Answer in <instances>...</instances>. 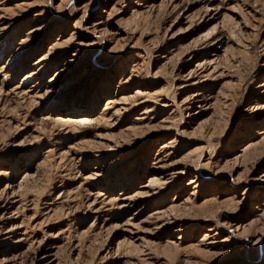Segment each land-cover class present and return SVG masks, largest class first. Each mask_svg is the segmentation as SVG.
I'll list each match as a JSON object with an SVG mask.
<instances>
[{"label":"rangeland","instance_id":"374dc122","mask_svg":"<svg viewBox=\"0 0 264 264\" xmlns=\"http://www.w3.org/2000/svg\"><path fill=\"white\" fill-rule=\"evenodd\" d=\"M263 84L264 0H0V264H264Z\"/></svg>","mask_w":264,"mask_h":264},{"label":"bare ground","instance_id":"6f19581e","mask_svg":"<svg viewBox=\"0 0 264 264\" xmlns=\"http://www.w3.org/2000/svg\"><path fill=\"white\" fill-rule=\"evenodd\" d=\"M66 28V26L63 28V29H65ZM37 29V28H36ZM37 31H38V29H37ZM75 37L76 36H74V35H71V37L69 38V39H67L66 41H60L59 40V43H56L55 45H53L51 48H49V49H51V50H53L51 53H52V55H54V54H58V52L59 51H62L63 49L65 50V49H67V47H68V45H70V43L72 42V41H74V39H75ZM48 55V54H47ZM47 55H45V56H47ZM45 56H43L42 57V59H45ZM49 56V55H48ZM47 58V57H46ZM74 62V60H68L67 62H66V64L68 65H70L71 63H73ZM202 64H199V66H201ZM63 72V71H62ZM34 74V73H33ZM32 75V74H31ZM31 75H28V76H26V78H30V76ZM110 79V77L109 76H107L106 77V79H105V81H108ZM132 78H129V80H131ZM28 80V79H27ZM26 80V81H27ZM25 81V80H24ZM262 87H264V84L262 85ZM82 90H86V87H84ZM83 92V91H82ZM81 92V93H82ZM141 93L140 92H136V94H135V97H139V95H140ZM201 96H203L202 94H200V92H198L197 94H195L194 96H193V98H192V101H193V104H200V98H201ZM134 97V98H135ZM110 103H114V102H110ZM176 107H177V104L175 105ZM180 106V105H179ZM177 108H179V107H177ZM144 113H148V112H144ZM246 130H248V128L246 129ZM260 136L264 139V130L260 133ZM171 143H173V142H171ZM258 143H252V142H249L247 145H246V147L244 148V150H242L243 152H242V155H240V156H238L237 158H240V157H244L245 155H246V153L251 149V148H253V147H255L256 145H257ZM213 146V145H212ZM202 156H200L196 161H194L193 163H192V167L191 168H186L184 171H177V170H172L170 173H167L166 171H162L161 172V174H159L160 175V177L159 178H157V177H155V176H153V177H151V180H150V182H155V184H154V187L155 188H153V190H154V195L155 196H157V197H159V196H161L162 194H164V192H165V190L167 189V187H169L170 185H172V184H174L177 180H179L180 178H183V177H185L186 175H187V173H191V169H192V172L194 171V173H192V174H196L195 175V179H197V180H199V178H198V175L201 173V170H199V168H203L205 165H203V163H204V160H202ZM162 166H160L159 168H161ZM162 168H164V166L162 167ZM28 176V174H25V177H27ZM24 177V178H25ZM259 181H260V183H263L264 184V175H262L261 176V178H259L258 179ZM258 181V182H259ZM149 182V183H150ZM192 183H194V182H192ZM259 183V184H260ZM262 184V185H263ZM145 188H148V189H150V186H145ZM260 189H264V186L263 187H261ZM151 190V189H150ZM251 191H252V188H247V189H245L244 190V193H243V199L242 200H246V198L248 197V195L251 193ZM182 193V192H181ZM191 195H195L194 193H192ZM3 198L1 197L0 198V202L1 201H3L2 200ZM241 200V201H242ZM124 201H126V202H130V203H132L134 206L136 205V204H138V199L137 198H134V197H131V198H125L124 199ZM189 201V199H187V200H185L184 202H185V204H184V206L182 205V208H181V205H180V207L178 206V205H176V204H174L173 205V208H175L176 210H184V211H192V207H190V206H188V204L187 203H189L188 202ZM210 201V200H209ZM125 202V203H126ZM192 202V201H191ZM238 202H240V201H238ZM243 202V201H242ZM208 204V203H207ZM128 205H126V204H123V206L122 207H127ZM172 206V205H171ZM172 208V209H173ZM255 210L257 211L256 212V214H255V216H257L258 215V213H261V212H263V209L262 210H260L259 208H255ZM205 211H206V209H205ZM203 213V212H202ZM163 214H164V212H163ZM205 214V213H204ZM211 214V213H210ZM210 214H208L207 213V215H205V218L204 219H202L203 221H209L211 218V216H210ZM213 214V213H212ZM163 216V215H162ZM162 216H161V218H162ZM160 217V216H159ZM160 218V219H161ZM1 219H4V216L3 217H1ZM162 221V220H161ZM165 222H164V225H168V226H171V225H178V221H180L179 220V218H177V217H169V218H167V220L165 219L164 220ZM0 222H1V220H0ZM229 224L231 225V229H233V231L237 234V233H239L240 232V230H241V225H238V220L237 219H235V220H233L232 222H229ZM163 225V226H164ZM224 225H225V223H222V222H219L218 221V223L215 225V226H211V227H209L208 228V230H207V234H205V236H204V239H203V241H213L211 244H206V243H208V242H205V244L204 245H206V247L208 248V247H212V245H217V243H216V237L218 236V232H219V230H220V228H222V227H224ZM181 227H183V226H181ZM180 227V228H181ZM198 228V227H197ZM15 229H13V231H14ZM198 229H196V231H197ZM179 231V230H178ZM232 231V232H233ZM11 232H10V230L9 231H7V232H2V230L0 229V236L1 235H6V234H10ZM21 241L20 240H17L15 243L17 244V243H20ZM202 242V241H201ZM219 242V241H218ZM226 242V241H225ZM7 243H14L13 242V240L11 239V238H8V242ZM7 245V244H6ZM202 245V244H201ZM30 249V248H29ZM210 250V249H209ZM28 252V251H27ZM26 253V252H25ZM23 255H24V253H23ZM22 256V255H21Z\"/></svg>","mask_w":264,"mask_h":264}]
</instances>
